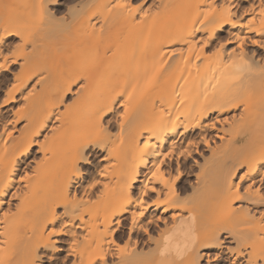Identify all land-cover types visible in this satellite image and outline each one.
Returning a JSON list of instances; mask_svg holds the SVG:
<instances>
[{"label": "bare ground", "instance_id": "obj_1", "mask_svg": "<svg viewBox=\"0 0 264 264\" xmlns=\"http://www.w3.org/2000/svg\"><path fill=\"white\" fill-rule=\"evenodd\" d=\"M241 1L1 13L0 264H211L223 234L224 264H264V0Z\"/></svg>", "mask_w": 264, "mask_h": 264}, {"label": "rangeland", "instance_id": "obj_2", "mask_svg": "<svg viewBox=\"0 0 264 264\" xmlns=\"http://www.w3.org/2000/svg\"><path fill=\"white\" fill-rule=\"evenodd\" d=\"M17 1V0H16ZM15 0H0V15H1V13H2V15H6V14H9V12L11 13V12H13V11H15V9H20V7H22V5H21V3H19V2H16ZM55 1H58V2H61V4H60V6H58V15H62V14H65L66 13V8L70 5V7H72L73 5H74V3H75V5L77 4V3H79V2H84V1H86V0H55ZM136 1H138V0H136ZM141 1V0H140ZM248 2H250V0H244V1H241V2H239V7H244V6H246L247 4H248ZM237 5V6H238ZM3 7V8H2ZM12 7V8H11ZM17 7V8H16ZM15 8V9H14ZM12 9H14V10H12ZM18 9V10H19ZM33 20V22H34V20L35 19H32ZM67 97H69V95L67 96ZM215 140V139H214ZM205 153V152H204ZM98 154V153H97ZM96 154V155H97ZM87 167V166H86ZM224 235V234H223ZM221 236V239H222V241L220 242V245H218V251H217V248L216 249H214V252H218L219 254H220V256L221 257H218V259L219 260H217V261H215V262H212L213 264H224V263H226L225 261V259H227V257H226V255H224V254H226L227 253V251L225 250V252H222L221 250H224L225 249V247H230V245L232 246V243H230V240H229V237H225L224 238V236ZM222 244V245H221ZM223 248V249H222ZM221 251V252H220ZM218 254V255H219ZM227 256H228V254H227ZM224 258V259H223ZM203 261V262H202ZM201 262H202V264H205V262H204V260H201ZM211 263V264H212Z\"/></svg>", "mask_w": 264, "mask_h": 264}, {"label": "snow or ice", "instance_id": "obj_3", "mask_svg": "<svg viewBox=\"0 0 264 264\" xmlns=\"http://www.w3.org/2000/svg\"><path fill=\"white\" fill-rule=\"evenodd\" d=\"M0 67H2V65H0ZM4 103H7V100H5ZM9 135H11V133H9ZM154 175H155V173H154ZM241 179H243V177H241Z\"/></svg>", "mask_w": 264, "mask_h": 264}]
</instances>
